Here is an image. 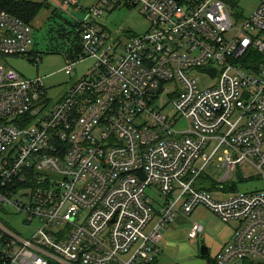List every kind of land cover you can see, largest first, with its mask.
Returning a JSON list of instances; mask_svg holds the SVG:
<instances>
[{"label":"built area","instance_id":"built-area-1","mask_svg":"<svg viewBox=\"0 0 264 264\" xmlns=\"http://www.w3.org/2000/svg\"><path fill=\"white\" fill-rule=\"evenodd\" d=\"M119 4L150 22L121 49L96 23ZM237 6L98 0L75 22L82 53L64 70L95 66L49 109L44 78L0 66V264H154L168 224L200 206L239 223L213 264H264V189L195 187L220 150V184L245 164L264 180V0L246 17ZM31 43V27L0 11V55L38 63ZM14 217L39 226L24 234ZM200 232L194 224L189 238Z\"/></svg>","mask_w":264,"mask_h":264},{"label":"rangeland","instance_id":"rangeland-1","mask_svg":"<svg viewBox=\"0 0 264 264\" xmlns=\"http://www.w3.org/2000/svg\"><path fill=\"white\" fill-rule=\"evenodd\" d=\"M43 2L51 5L40 12L37 18L30 25L32 43L30 50L36 52L34 56H39L40 62H32L29 54L23 56H2L0 55V66L17 70L25 78H44V83L48 89L52 101L48 103L47 108H52L56 99L63 95L73 84L76 77H82L94 68V60L86 59L76 65L72 74L65 72L67 63L71 60L72 54L77 50L80 43V36L73 30L72 23L83 21L88 10L96 5L98 0H75L77 5H64L58 7L55 2L63 5V0H30ZM258 0H238V6L233 8L238 14L246 17L255 10ZM50 8V9H49ZM96 23L108 30L110 40L115 46L121 49L128 39L134 35L144 34L150 26V22L141 10L140 6L133 4H119L114 9H107L103 16L96 19ZM200 71L194 70L192 73L197 75ZM201 88L210 87L213 82L207 77H201ZM46 108V109H47ZM167 112L174 113L173 105L166 107ZM185 123L180 125L183 128ZM214 144L206 148V153L210 155L216 146ZM223 150H220L216 156L209 162L202 176L196 181V187L206 186L204 178L208 177L211 184L217 183L218 188L222 186L228 189L234 186L236 192L249 193L264 189V180L260 177L259 171L249 164L238 166L234 177L224 184H220L224 168L220 165V158L223 156ZM202 161L197 163L198 166ZM208 182V181H207ZM153 200L156 191L147 190ZM224 193H228L224 191ZM21 217L10 218V221L20 232L29 234L31 230L39 226L24 227L21 224ZM234 224V223H232ZM212 227V226H211ZM185 257L189 254L188 250H183ZM198 255V254H197ZM184 258V257H183Z\"/></svg>","mask_w":264,"mask_h":264},{"label":"crops","instance_id":"crops-1","mask_svg":"<svg viewBox=\"0 0 264 264\" xmlns=\"http://www.w3.org/2000/svg\"><path fill=\"white\" fill-rule=\"evenodd\" d=\"M34 53L31 50V55ZM79 78L76 77L73 84ZM194 224L201 226V232L196 239H190L189 232ZM238 227V222L225 223L203 206L197 207L189 215L179 212L165 229L161 252L154 264H210L232 242ZM204 245L209 250L206 256L201 254ZM183 250H188L186 257L182 254Z\"/></svg>","mask_w":264,"mask_h":264},{"label":"trees","instance_id":"trees-1","mask_svg":"<svg viewBox=\"0 0 264 264\" xmlns=\"http://www.w3.org/2000/svg\"><path fill=\"white\" fill-rule=\"evenodd\" d=\"M51 7V5L43 2H37V1H30V0H0V11H6L9 14H11L14 17H17L21 20H23L26 24L29 26L32 24V22L37 18V16L40 14L41 11L44 9H47L48 7ZM50 9V8H49ZM73 30L80 36V43L77 50L72 54L71 60H74L80 56L82 53V33L80 30H78V25L74 22L72 23ZM202 176V175H201ZM200 176V177H201ZM199 177V178H200ZM206 181V186L204 187H195L201 190H208L210 192H213L215 189H217V183L211 184V181L208 177L204 178ZM208 181V182H207ZM233 185L226 189V187H223V191L226 192H236V188H234ZM210 264H213L212 261H210Z\"/></svg>","mask_w":264,"mask_h":264},{"label":"water","instance_id":"water-1","mask_svg":"<svg viewBox=\"0 0 264 264\" xmlns=\"http://www.w3.org/2000/svg\"><path fill=\"white\" fill-rule=\"evenodd\" d=\"M208 253H209L208 248H207L205 245L202 246V247H201V254H202L203 256H206V255H208Z\"/></svg>","mask_w":264,"mask_h":264}]
</instances>
